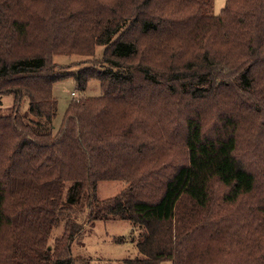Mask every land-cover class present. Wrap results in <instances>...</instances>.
<instances>
[{"label":"trees","instance_id":"1","mask_svg":"<svg viewBox=\"0 0 264 264\" xmlns=\"http://www.w3.org/2000/svg\"><path fill=\"white\" fill-rule=\"evenodd\" d=\"M211 4L0 0V264H83L72 243L115 220L123 264H264V0Z\"/></svg>","mask_w":264,"mask_h":264},{"label":"rangeland","instance_id":"2","mask_svg":"<svg viewBox=\"0 0 264 264\" xmlns=\"http://www.w3.org/2000/svg\"><path fill=\"white\" fill-rule=\"evenodd\" d=\"M226 0H212L210 7L211 14L218 15L223 9ZM87 65L85 61L79 58L65 59L64 69L75 71ZM99 92L98 86L91 84L85 91V96H94ZM53 94L58 103V115L54 121V126H59L63 112L70 98L79 97V94L73 90V81L65 79L56 82L53 86ZM13 96L7 95L1 97L0 114H8L12 111ZM19 112L26 110V101L18 103ZM126 183L123 181H102L98 183L96 195L99 199H106L115 196ZM79 213V222H84V215ZM63 223L54 228L49 243H53V238L61 234ZM137 232L129 222L122 221H96L93 225L88 224L85 235L82 239L74 241L71 245V255L78 263L83 264H123V259H130L138 256L135 244L131 239L136 237ZM135 235V236H134ZM123 237L124 242L117 243L116 238ZM161 264H171L162 262Z\"/></svg>","mask_w":264,"mask_h":264},{"label":"crops","instance_id":"3","mask_svg":"<svg viewBox=\"0 0 264 264\" xmlns=\"http://www.w3.org/2000/svg\"><path fill=\"white\" fill-rule=\"evenodd\" d=\"M134 244V243H133Z\"/></svg>","mask_w":264,"mask_h":264}]
</instances>
